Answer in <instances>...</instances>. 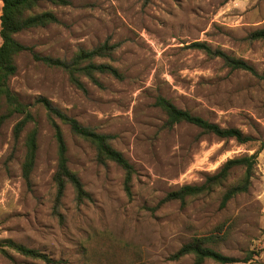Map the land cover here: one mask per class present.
Masks as SVG:
<instances>
[{
  "label": "rangeland",
  "instance_id": "rangeland-1",
  "mask_svg": "<svg viewBox=\"0 0 264 264\" xmlns=\"http://www.w3.org/2000/svg\"><path fill=\"white\" fill-rule=\"evenodd\" d=\"M68 1L42 3L36 10L52 11L57 22L15 35L32 50L16 56L10 86L29 104L34 122L17 140L12 131L18 115L0 127V264H47L15 252L7 242L37 249L59 264H192L193 255H171L204 236L211 237L205 246L239 259L225 264H264V148L247 190L223 205L224 192L241 180L243 167H234L208 193L184 203L162 201L182 185L203 183L227 159L250 155L264 142V39L250 37L264 28V0ZM194 42L241 59L254 72L233 69ZM104 43L109 53L94 62L113 66L123 77L95 72L96 83L81 76L84 89L63 69L33 55L70 61L79 50ZM159 95L252 139L239 143L186 122L168 128L155 105ZM40 98L109 136V144L135 168L131 198L123 188V169L98 161L94 146L53 116L67 165L90 195L78 203L68 183L56 202L57 142ZM33 127L37 150L26 182L24 138ZM202 264L221 263L206 259Z\"/></svg>",
  "mask_w": 264,
  "mask_h": 264
},
{
  "label": "trees",
  "instance_id": "trees-1",
  "mask_svg": "<svg viewBox=\"0 0 264 264\" xmlns=\"http://www.w3.org/2000/svg\"><path fill=\"white\" fill-rule=\"evenodd\" d=\"M0 127L5 120L13 115L20 118L13 126V137L17 140L29 122H34V116L30 110L29 104L22 102L18 95L11 89L10 79L16 73L17 67L15 58L21 52L31 51V47L24 45L15 38V35L25 30L46 27L57 22V17L49 10H36L42 3L53 5H67L68 0H0ZM252 39H264V28L251 32ZM193 47L204 50L207 54L218 56L223 59L225 64L233 69H243L254 72V69L241 59L230 57L220 50H212L205 43L194 42ZM111 47L104 43L91 50H79L70 61L51 59L49 57H39L35 54L34 58L39 59L48 66H55L63 69L69 80L78 88L84 89V84L80 77L85 76L93 81L94 73H107L115 78L121 79L122 74L113 66L105 63H95L96 57H102L109 53ZM48 112V117L53 125L55 139L57 142V167L53 175L56 185V202L58 203L63 196L66 184H70L75 192V199L82 203L89 199L90 195L83 187L82 182L75 172L69 169L67 165L66 146L60 127L53 120V116L59 118L67 124L70 130L77 136L90 142L95 150L98 161L107 160L115 162L124 171L123 188L128 198H131V182L135 174V168L130 161L122 155L121 152L114 149L108 142V135L97 133L89 127L81 125L76 119L69 117L51 106L50 102L44 98L37 100ZM155 105L165 114V126L173 127L180 122H186L198 127L204 133H211L220 138H233L239 143H246L252 138L243 134L235 127H221L216 123L210 122L203 117L192 114L187 110L180 109L164 96H157ZM25 153L22 162V177L29 182L30 174L34 168L36 150H37V129H30L24 138ZM264 148V142H261L258 150L250 155L238 158L227 159L216 174L208 176L206 180L198 185L185 184L181 187L168 192L162 201L178 200L184 203L187 197L198 196L212 191L215 186L221 185L229 176L230 171L236 167H243L244 173L241 180L229 187L223 194L222 205L234 195L247 190L252 177L253 166L256 162L257 154ZM211 240V237H199L182 245L174 254L172 259H177L186 255H193L192 264H202L206 259H212L218 263H233L239 259L223 255L205 244ZM6 245L15 252L29 258L42 260L47 264H59L61 260H55L37 249L29 248L21 244L7 242ZM250 256L244 258L248 261Z\"/></svg>",
  "mask_w": 264,
  "mask_h": 264
}]
</instances>
